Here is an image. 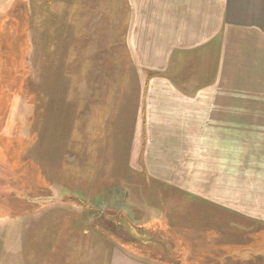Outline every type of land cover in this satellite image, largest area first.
I'll return each mask as SVG.
<instances>
[{
  "label": "rangeland",
  "instance_id": "obj_1",
  "mask_svg": "<svg viewBox=\"0 0 264 264\" xmlns=\"http://www.w3.org/2000/svg\"><path fill=\"white\" fill-rule=\"evenodd\" d=\"M39 1L35 10L30 0H0V264H77L78 250L79 264H87L88 234L95 244L114 243L111 252L156 263L167 264L178 255L176 247L191 246L185 253L191 261L179 263L264 264V232L238 229L225 205L190 198L167 170L144 180L139 165L123 169L121 158L97 170L104 166L93 155L104 160L106 138H113L109 144L119 138L107 118L125 126L129 117L117 118L134 114L140 94L139 70L128 72L120 41L123 0L115 2L121 10H115L117 41L107 11L97 9L99 0L84 22L79 0L72 11L62 0ZM126 104L131 107L119 114ZM90 130L106 136L98 144ZM82 155L92 159L94 171L80 170ZM83 231L88 234L82 237Z\"/></svg>",
  "mask_w": 264,
  "mask_h": 264
},
{
  "label": "crops",
  "instance_id": "obj_2",
  "mask_svg": "<svg viewBox=\"0 0 264 264\" xmlns=\"http://www.w3.org/2000/svg\"><path fill=\"white\" fill-rule=\"evenodd\" d=\"M62 1L65 10L78 5ZM95 1L79 0L81 9H74L79 22ZM30 2L35 10L41 8L39 0ZM115 2L95 4L112 21L108 28L113 41L120 35L114 19L115 10H121ZM122 11L125 67L129 73L139 70L140 94L134 114L123 110L117 118L128 116L125 126L104 116L111 134L118 128L119 138L110 144L113 138H106L104 160L93 155L95 164L104 166L97 170L117 166L120 158L123 169L139 165L144 180L162 177L158 171L167 170L168 178L191 192L190 198L225 205L235 214L238 229L264 232V0H123ZM126 106L131 107L121 106L118 113ZM89 116L100 120L99 115ZM90 131L98 144L106 136ZM129 149L134 159L127 157ZM81 157L80 170L94 171L88 166L94 165L92 159ZM75 235L79 249V232ZM85 237L92 241L87 264H159L125 251L111 252L115 244L109 240H102V246L91 234ZM74 256L79 264V250Z\"/></svg>",
  "mask_w": 264,
  "mask_h": 264
},
{
  "label": "trees",
  "instance_id": "obj_3",
  "mask_svg": "<svg viewBox=\"0 0 264 264\" xmlns=\"http://www.w3.org/2000/svg\"><path fill=\"white\" fill-rule=\"evenodd\" d=\"M188 248H192V247H176V249L175 250H177L178 252H177V256H174V257H170L168 260H165L166 262L165 263H167V264H182V263H179L178 261H179V258H182V259H185V260H187V261H191V258L192 257H189V258H187L186 259V255H185V253H187V254H190V251H187L188 250ZM138 250H140L139 252H140V254L141 255H145V254H149V255H151V256H153L152 255V252L153 251H149V252H147V251H145V250H143V249H138ZM142 257V256H141ZM167 258V257H166ZM150 262H152V263H156V262H154V261H152V260H149ZM157 262H159V261H157ZM178 262V263H177ZM160 263H163V262H160ZM159 263V264H160ZM186 264H188V263H186Z\"/></svg>",
  "mask_w": 264,
  "mask_h": 264
}]
</instances>
